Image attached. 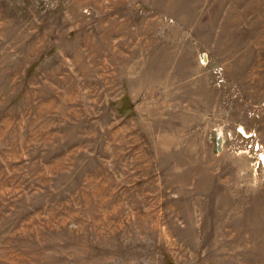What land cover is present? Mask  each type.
<instances>
[{"label":"rangeland","instance_id":"rangeland-1","mask_svg":"<svg viewBox=\"0 0 264 264\" xmlns=\"http://www.w3.org/2000/svg\"><path fill=\"white\" fill-rule=\"evenodd\" d=\"M0 264H264V0H0Z\"/></svg>","mask_w":264,"mask_h":264},{"label":"water","instance_id":"water-1","mask_svg":"<svg viewBox=\"0 0 264 264\" xmlns=\"http://www.w3.org/2000/svg\"><path fill=\"white\" fill-rule=\"evenodd\" d=\"M241 133H243L244 135L248 136L247 133L241 128L240 129ZM217 141H218V145L221 146V143L223 141V136H222V132H219L217 134Z\"/></svg>","mask_w":264,"mask_h":264},{"label":"bare ground","instance_id":"bare-ground-1","mask_svg":"<svg viewBox=\"0 0 264 264\" xmlns=\"http://www.w3.org/2000/svg\"><path fill=\"white\" fill-rule=\"evenodd\" d=\"M243 129V128H242ZM244 130V129H243Z\"/></svg>","mask_w":264,"mask_h":264}]
</instances>
